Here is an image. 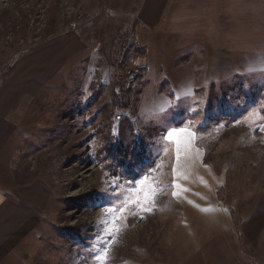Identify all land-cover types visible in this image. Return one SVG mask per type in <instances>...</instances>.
<instances>
[{
	"label": "rangeland",
	"instance_id": "rangeland-1",
	"mask_svg": "<svg viewBox=\"0 0 264 264\" xmlns=\"http://www.w3.org/2000/svg\"><path fill=\"white\" fill-rule=\"evenodd\" d=\"M141 2L0 0V83L66 32L83 48L14 136L7 180L43 184L48 199L31 247L6 264H180L197 232L227 219L246 262L260 264L257 246L264 258V46L213 55L207 73L189 5L188 44L171 51L142 33Z\"/></svg>",
	"mask_w": 264,
	"mask_h": 264
},
{
	"label": "crops",
	"instance_id": "crops-1",
	"mask_svg": "<svg viewBox=\"0 0 264 264\" xmlns=\"http://www.w3.org/2000/svg\"><path fill=\"white\" fill-rule=\"evenodd\" d=\"M172 3L177 4L175 11ZM188 5L194 37L190 44H198L208 53L207 73L211 67L219 70L211 66L213 55L238 60L246 47L264 46V0H142L136 19L142 33L156 35L155 48L160 49L164 44L173 51L177 45H185L189 25L184 23L180 12ZM72 33L66 32L26 51L0 83V264L10 261L6 259L15 252L21 255L24 248L31 247L32 241L28 238L33 237L39 224V206L42 208L48 199L47 187L43 184L36 181L22 184L16 178L7 180V162L17 150V141L13 140L26 125L29 102L83 52L80 40ZM146 34L141 44H146ZM40 194L46 195L43 200L39 199ZM230 227L227 219L220 229L210 226L207 234L197 232L193 237L197 248L185 253L180 264H248ZM252 258L263 264L261 247L257 246Z\"/></svg>",
	"mask_w": 264,
	"mask_h": 264
},
{
	"label": "trees",
	"instance_id": "trees-1",
	"mask_svg": "<svg viewBox=\"0 0 264 264\" xmlns=\"http://www.w3.org/2000/svg\"><path fill=\"white\" fill-rule=\"evenodd\" d=\"M58 6H59V8H61V3H60V1L58 2ZM134 55H136V53H134V52H129V50H127L123 57H124V60H126V62H127V61H131V60H133V58L135 57ZM122 59H123V58H122ZM71 234H72V233H70V232H68V234L66 233V239H70L71 241H73V240H74V237H73ZM69 237H70V238H69ZM77 244H80V241L77 242Z\"/></svg>",
	"mask_w": 264,
	"mask_h": 264
},
{
	"label": "built area",
	"instance_id": "built-area-1",
	"mask_svg": "<svg viewBox=\"0 0 264 264\" xmlns=\"http://www.w3.org/2000/svg\"><path fill=\"white\" fill-rule=\"evenodd\" d=\"M118 71V70H117ZM119 72V71H118ZM127 78H128V80H129V82H134V76H133V74H130L129 76H127Z\"/></svg>",
	"mask_w": 264,
	"mask_h": 264
},
{
	"label": "snow or ice",
	"instance_id": "snow-or-ice-1",
	"mask_svg": "<svg viewBox=\"0 0 264 264\" xmlns=\"http://www.w3.org/2000/svg\"><path fill=\"white\" fill-rule=\"evenodd\" d=\"M172 135H174V134H172V133L169 134L170 138H171Z\"/></svg>",
	"mask_w": 264,
	"mask_h": 264
}]
</instances>
